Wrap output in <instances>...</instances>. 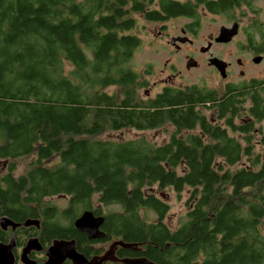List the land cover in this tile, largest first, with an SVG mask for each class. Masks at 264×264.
<instances>
[{"label": "trees", "instance_id": "1", "mask_svg": "<svg viewBox=\"0 0 264 264\" xmlns=\"http://www.w3.org/2000/svg\"><path fill=\"white\" fill-rule=\"evenodd\" d=\"M253 2L0 0V160L35 156L19 176L13 161L0 167V218L42 217L44 237H67L69 222L96 200L120 208L105 213L108 236L147 243L144 254L160 264H264V155L253 143L254 124L264 119V80L230 84L223 96L194 84L140 99L143 83L130 66L141 44L132 32L138 16L196 19L202 4L229 13ZM255 26L248 41L264 52V27ZM167 124L174 130L161 145L143 135L98 137L105 127ZM167 188L189 192L175 229L158 194ZM62 194L68 208L46 201ZM8 237L0 228V240Z\"/></svg>", "mask_w": 264, "mask_h": 264}, {"label": "rangeland", "instance_id": "2", "mask_svg": "<svg viewBox=\"0 0 264 264\" xmlns=\"http://www.w3.org/2000/svg\"><path fill=\"white\" fill-rule=\"evenodd\" d=\"M191 1L197 3V0ZM197 10L198 18L196 19L183 17L167 22V29L162 35L158 34L156 30L158 24L147 21L143 16H138L137 28L133 29L132 32L140 37L141 44L135 50L130 66L139 74V82L143 83L138 89L140 99L154 97L165 86L184 87L194 84L216 90L219 96H223L226 90L225 82L239 83L244 81L243 76L240 75L242 68L237 63L239 59L245 62V77L264 79V62L261 64L254 63L252 60L253 54L248 50V34L256 30L255 22L262 28L264 27V0H254L252 8L242 5L229 13L210 12L203 4L199 5ZM235 21L239 22L240 30L230 42L218 43L211 40L213 42L211 53L233 63L228 78L223 79L220 73L209 64L207 56L202 54L201 49L203 46L208 45L210 34L214 37L217 36L222 25L231 26ZM184 24H189L192 28L194 35L190 38L194 42L193 44L178 42L180 47L177 48L171 44V38L180 34V27ZM191 57L196 60L197 65L187 67V62ZM116 89V86L107 88L110 93L116 91ZM203 111L208 117L214 118L215 112L213 109H203ZM254 126L256 129L262 128L261 131H255V140H253L255 154L261 153L264 155V144L260 142L264 134V121L256 122ZM173 130L174 128L170 124L143 131L130 127L114 131L105 127L98 137L128 140L143 135L152 142L161 145L169 140ZM33 160H35V156L31 155L12 160L2 159L0 160V167L3 170L9 162L13 161L16 165L15 176H19L27 172ZM245 161L247 160L244 158L243 163ZM158 194L170 205V211L165 222L171 229H175L188 210L186 201L189 192L184 191L181 196H178L172 188H167L159 191ZM46 201L61 209L69 204L66 195H55L47 198ZM93 204L94 207L99 206L96 200ZM119 209L117 205L104 206L103 212Z\"/></svg>", "mask_w": 264, "mask_h": 264}, {"label": "flooded vegetation", "instance_id": "3", "mask_svg": "<svg viewBox=\"0 0 264 264\" xmlns=\"http://www.w3.org/2000/svg\"><path fill=\"white\" fill-rule=\"evenodd\" d=\"M180 1H182V0H180ZM156 4H157V1H154V3L150 7L158 6V4L157 5ZM183 17H186V16H184V15H173V16H169V17L162 19V20H156V21H150V22L158 24L156 30H157L158 34L162 35L167 29V22H169L171 20H176L178 18H183ZM239 30H240V27H239ZM192 32H193V30L189 24L182 25L180 27V34L172 36V38H176V42L173 45H175L177 48H179L180 46L178 45V42H181L182 44H186V43L187 44H193L194 41L192 38H190L194 35ZM209 37H210V41H208V44H210V47L207 50H202L204 48V46H203L201 49L202 54L207 56L208 61H209V59H211L213 57H217V58L222 59L221 57H219L217 55H213L211 53V47H213L212 46L213 42L211 40L215 41L216 36L214 37L212 34H210ZM182 38H185V40H183ZM248 48H249L248 50H250L251 53L253 54L252 55L253 61H254V58L256 56L262 57V60L259 63H256V62H254V63L261 64L262 62H264V52H257L256 48H254L250 42H249ZM226 62H227V67H226L227 77H225L223 79L228 78V75L231 73V68L233 65V63L231 61H226ZM237 63H238V66L240 68H242L240 70V75L243 76L244 81H241L239 83H235V82L231 83L230 81H228V82H225V86H228L230 84H244V83L247 84V83H250L251 80L257 79L256 77H248V78L245 77L244 76V74H245L244 67L246 66L245 62L242 61L241 59H239ZM210 65L218 71V69L214 65H212V64H210ZM248 120L250 121L252 119L248 117ZM263 121H264V119L262 120V122ZM261 129L262 128H258L256 130H261ZM62 195L65 196V194H62ZM66 196H68V195H66ZM68 202H70V196H68ZM97 204H99V203H97ZM50 205L56 206V205H53L52 203H50ZM68 206H69V204H68ZM68 206L63 207L62 209L68 208ZM99 206H101L100 212H97V213L95 212L96 207H94L93 209H85L73 221H70L69 224L71 223L70 225L72 226L73 231H72L71 235H69L67 237H58V236H51V237L45 236L44 237V235H43L44 230H43V226H42L43 218L39 217L38 219L40 221V225L38 227L35 225L24 226L22 224L24 221L19 222V223H21V225L18 226L15 230H13L11 227H9L7 230H4L0 226L2 231H4L6 234H9L7 241L0 240V242L8 243L11 240V237L14 235L15 242H16L15 248L13 249L15 259H16L15 264H25L23 262V260L21 259L22 249L26 245L28 240L32 239V238L38 239L39 242H40V239H52L51 243H49V244H46V243L42 244L40 242L42 249L31 250L28 253L29 258L32 260H35L36 264H45V261L47 260L46 249L49 248L55 241H60V240H62V241H73L75 243V247H76V250L78 252L83 254L88 260H91V261L93 260L94 262H97L98 264L99 263L100 264H126L125 262H123L124 259H126V258L146 257L147 259L152 260L150 257L145 255L143 252L144 251V245H146L147 243L143 244V242H139V243L138 242L137 243L127 242V241L123 240L122 238L116 237L114 235L108 236V234L105 230V227H104L105 222H103V224H101V226L99 227L100 231L105 232L106 235L104 237L90 238L89 235L85 231L79 229L75 225L76 219L86 210H91L95 216L105 217L106 212H103L104 206H102L100 204H99ZM60 210H61V208H60ZM15 222H17V221H15ZM18 239H23L22 244L19 242ZM77 239H84L85 240V242L88 244L89 254H85L84 252H82L79 249ZM121 241L125 242V243H130V244L135 243V244L123 245L121 243ZM107 244H108V246L106 247ZM123 251H124V253H123ZM65 263L73 264L72 260H70V259H67L63 264H65ZM155 263L160 264L158 262H155Z\"/></svg>", "mask_w": 264, "mask_h": 264}, {"label": "water", "instance_id": "4", "mask_svg": "<svg viewBox=\"0 0 264 264\" xmlns=\"http://www.w3.org/2000/svg\"><path fill=\"white\" fill-rule=\"evenodd\" d=\"M239 33V22L235 21L231 26L222 25L220 27L219 34L215 37V42L218 43H228ZM185 40V38H182ZM176 42V38L171 39V44ZM210 47L208 44L202 50H207ZM262 60L261 56H256L254 62L259 63ZM209 63L214 65L222 78L227 77L226 67L227 62L223 59L213 57L209 59ZM197 62L195 59L191 58L187 62V67L196 66ZM104 222L103 216H95L91 210L84 211L75 221V225L85 231L90 238L93 237H104L106 234L100 231L99 227ZM24 226H39V219L27 218L23 223ZM21 223L15 222L7 216H2L0 218V226L2 229L7 230L11 227L15 230ZM123 245H133L135 243H125ZM16 242L14 235L8 243L0 242V264H15V255L13 249L15 248ZM42 246L38 239H29L26 245L22 249L21 259L25 264H36L35 260L29 258L28 253L31 250H40ZM47 260L45 264H63L67 259L72 260L73 264H98L93 260H88L83 254L78 252L73 241H55L49 248L46 249ZM126 264H157L146 257L142 258H126L124 261ZM100 264V263H99Z\"/></svg>", "mask_w": 264, "mask_h": 264}]
</instances>
